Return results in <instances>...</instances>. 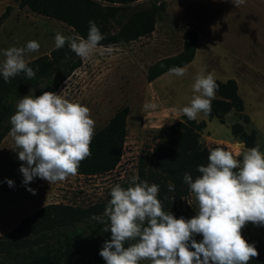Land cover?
I'll list each match as a JSON object with an SVG mask.
<instances>
[{
  "label": "rangeland",
  "instance_id": "obj_1",
  "mask_svg": "<svg viewBox=\"0 0 264 264\" xmlns=\"http://www.w3.org/2000/svg\"><path fill=\"white\" fill-rule=\"evenodd\" d=\"M163 1L166 9L151 35L134 42L99 46L90 57L82 58V66L56 91L90 109L94 135L118 111L129 109L128 133L119 165L109 173L90 177L76 174L52 185L37 177L26 186L20 172L24 162L19 160L14 139L8 134L0 144V237L45 206L88 207L107 198L116 184L129 185L133 176L147 181L140 169H146L143 164L150 161L156 145L172 139V126L187 122L179 109L190 103L198 73H213L221 82L235 80L244 101L243 113L231 111L223 122L199 114L194 121L205 124L198 131L200 143L208 149L224 148L242 161L248 149L232 133V126L239 123L244 132H256L264 152V0H245L239 6L233 0ZM5 13L9 15L0 27V62L5 59L4 50L25 47L28 41L40 44L38 52L26 55L29 63L56 48L57 32L78 36L65 23L20 7L18 0H0V16ZM188 28L197 32L198 43L194 60L182 67L185 75L167 72L149 82L148 70L154 63L182 51ZM108 47L111 53L105 51ZM214 98H218L216 93ZM146 102L157 107L145 110ZM244 115L250 118L247 124ZM9 179L14 186H9ZM28 188L35 189L36 194ZM180 191L181 196L173 199L168 212L177 219H191L197 215L198 204L189 189ZM241 233L259 254L264 253V226L248 222Z\"/></svg>",
  "mask_w": 264,
  "mask_h": 264
},
{
  "label": "clouds",
  "instance_id": "obj_2",
  "mask_svg": "<svg viewBox=\"0 0 264 264\" xmlns=\"http://www.w3.org/2000/svg\"><path fill=\"white\" fill-rule=\"evenodd\" d=\"M236 6L245 0H233ZM104 39L95 21H89L86 38L55 34V47L67 43L81 58L90 57ZM40 44L28 41L25 47H11L3 51L0 75L5 82L24 73L33 79L36 71L28 66L26 55L38 52ZM111 53V48L105 49ZM170 74L184 76L185 68L172 67ZM219 85L214 74L198 73L192 84L193 97L181 109L190 120L211 111ZM35 88L20 98L16 112L10 117L9 135L14 139L20 172L27 186L35 178L53 183L75 176L80 163L91 156L95 121L90 109L71 102L61 93L45 91L36 96ZM146 102L144 109H155ZM208 162L198 166L195 179L184 174V182L198 204L197 215L191 219H177L163 209L158 198L160 187L130 179L127 188L116 184L110 192L102 215L92 218L104 224V232L111 233L100 251L106 264H249L259 253L249 244L241 230L248 222L264 226V152L259 146L243 153V160L224 148L209 149ZM10 187L14 181L8 180ZM175 186L169 182L168 190ZM36 194V190L28 188ZM202 235L197 242L193 237ZM128 245L127 247L125 245ZM191 249H194L191 250Z\"/></svg>",
  "mask_w": 264,
  "mask_h": 264
},
{
  "label": "trees",
  "instance_id": "obj_3",
  "mask_svg": "<svg viewBox=\"0 0 264 264\" xmlns=\"http://www.w3.org/2000/svg\"><path fill=\"white\" fill-rule=\"evenodd\" d=\"M18 1L20 7L65 23L79 37L86 38L89 21H95L104 36L100 46L134 42L151 35L166 9L163 0ZM8 15L0 16V27ZM197 43V32L188 28L182 51L154 63L148 70V81L153 82L172 67L182 68L191 63L196 56ZM28 66L34 71L38 69L33 79H27L21 73L11 78L10 82H5L0 75V144L10 132V117L15 114L19 99L33 88L36 96L45 91L56 92L82 66V58L65 44L49 55L29 62ZM215 81L219 85L216 91L218 98L211 100V111L207 116L223 122L231 111L242 114L244 101L238 93L237 82L232 79ZM128 113L127 107L121 109L94 135L90 145L91 156L80 163L78 175L90 177L115 170L121 161L127 138ZM243 120L246 124L250 122L247 115L243 116ZM204 127V123L197 124L188 117L186 123H176L171 128L172 139L156 145L150 161L143 164L146 169H140V175L150 185H159L158 198L167 212L173 199L181 196L180 190L189 189L184 182V174L189 173L195 179L200 175L198 166L208 162L209 149L200 143L198 133ZM232 133L242 140L247 149L259 146L256 132H244L242 124H234ZM169 182L175 186L174 191L168 190ZM110 199L109 194L101 202L88 207L51 204L39 209L0 237V264H106L99 253L104 243L111 239V233L104 232L105 225L92 217L102 215ZM194 239L200 242L203 236L198 235ZM249 264H264V253L252 258Z\"/></svg>",
  "mask_w": 264,
  "mask_h": 264
}]
</instances>
